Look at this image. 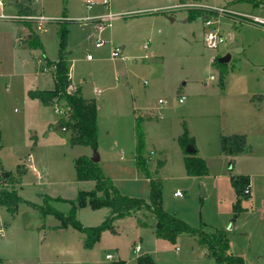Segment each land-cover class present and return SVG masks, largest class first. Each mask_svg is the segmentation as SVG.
Returning a JSON list of instances; mask_svg holds the SVG:
<instances>
[{
    "label": "rangeland",
    "instance_id": "1",
    "mask_svg": "<svg viewBox=\"0 0 264 264\" xmlns=\"http://www.w3.org/2000/svg\"><path fill=\"white\" fill-rule=\"evenodd\" d=\"M15 1L0 0V169L18 179L16 188L23 200L15 212L0 205V227L4 228L0 264H137V257L146 251L154 264H217L215 258L203 255L198 236L183 233L175 241L158 237L157 216L150 209L116 218L93 246L86 245L85 231L71 223L64 226L63 218L47 211L51 206L68 216L76 205L77 220L88 227L107 218L108 206L94 208L79 201L80 192L92 190L96 182L78 179L76 159L93 157L95 150L102 171L121 193L149 200L150 180L135 169L139 115L144 118L141 125L150 143L144 153L151 177L159 184L161 206L194 227L226 230L234 252L244 257L245 264H264V25L251 17L241 16V21L223 17L226 42L212 48L204 40L203 12L180 5L181 0H110L111 11L129 13L101 32L88 16L108 10L103 0H91L95 3L91 9L88 0H20L32 5L34 13L57 19L46 23L47 30L18 19ZM185 1L264 17V0ZM63 31L66 58L82 80L85 97L97 104L96 149L72 144V131L62 129L60 117L68 118L64 98L52 104L63 113L50 109L48 125L36 118L29 121L25 115V87L34 83L35 73L48 80L43 86L53 87L54 69L43 57L59 59ZM20 37L38 49L41 64L37 58L31 59L33 66L24 59L18 63L14 45ZM98 38L103 41L99 47ZM38 42L46 45L42 48ZM115 47H121L125 59L112 57ZM228 54L229 61L215 62ZM225 69L221 82L220 72ZM181 95L186 96L183 102ZM185 123L191 136L221 156L213 163L211 177L194 178L184 166L182 154L192 153L185 152L179 142ZM234 133H247L252 144L247 155L228 157L222 151L221 137ZM159 147L169 160L164 170L157 167ZM152 148L157 152L151 154ZM29 163L36 164L41 177L36 176V168L29 169ZM19 164L27 167L22 175L17 174ZM239 174L252 176L253 193L251 199L243 198L245 209L233 219L237 193L231 176ZM0 187L11 189V184L2 178ZM179 189L183 195H176ZM138 244L140 254L135 252ZM108 253L117 257L108 259Z\"/></svg>",
    "mask_w": 264,
    "mask_h": 264
},
{
    "label": "trees",
    "instance_id": "2",
    "mask_svg": "<svg viewBox=\"0 0 264 264\" xmlns=\"http://www.w3.org/2000/svg\"><path fill=\"white\" fill-rule=\"evenodd\" d=\"M185 2L187 1L181 0V3ZM15 5L18 9L17 15H28L32 13V7L24 4L20 0H17ZM194 10L199 13L203 12L201 9ZM23 21L28 22L26 20ZM62 38L59 59L55 62L53 72L56 80L55 87L49 90H32L29 94L33 98L41 99L45 104H56L60 99L64 98L66 100V104L68 105V118L65 119L60 117L59 121L62 129L66 128L72 131V135L70 137L72 144H88L96 149L98 146L99 130L97 120V104L94 99L85 98L80 92L69 90L71 76L68 59L66 58L65 31L62 32ZM39 44L42 48H44L43 44ZM215 62L219 64L222 63L220 59H216ZM226 73V69L221 70V82H223ZM143 120L144 118L141 115L137 116L136 164L138 169L143 171L147 177L150 178L149 200L121 193L112 181L106 177L99 166V163L94 161L92 156L83 155L76 159L78 179L94 180L96 185L90 191L80 192V205H85L89 202L94 208L108 206L110 208V213L107 218L98 226L88 227L83 226L77 220L76 205L73 206L71 213L68 216L61 214V212H58L51 206H48L47 211L55 213L63 218L64 226H68L71 223L75 227L85 231L87 233L86 245L93 246V244L101 238L102 233L113 226V221L116 218L130 215L141 209H150L154 211L157 216L156 234L158 237L175 241L183 233L198 236L199 244L206 250L207 256L215 258L217 264H245L244 257L233 252L226 230L208 232L203 228L194 227L186 220L166 211L161 206L159 184L151 177L148 158L144 153L146 150V135L141 125ZM179 142L185 152L187 151V146L195 148V151L191 154L186 153L185 165L187 172L192 176H203L208 174L209 168L207 162L204 158L196 155L197 146L195 138L190 135L186 123L184 124V132L179 136ZM221 145L223 151L229 156L244 154L249 150L246 134L241 133L223 135L221 137ZM233 162L234 159L231 158V168L233 166ZM163 164L164 161L159 160L157 162V167L160 168ZM26 171L27 167L24 164H19L17 174L22 175ZM2 178L8 180L11 184V189L7 187H0V205L6 206L10 211L15 212L17 204L23 200L16 188L18 179L15 178L10 171L0 169V182ZM231 183L237 193L233 216V219H237L240 213L245 209L242 206L243 198H249L251 196V192H245L246 188L251 185V177L250 175L243 174L232 175ZM154 262L155 260L153 256L149 253H143L137 257V264H154Z\"/></svg>",
    "mask_w": 264,
    "mask_h": 264
},
{
    "label": "crops",
    "instance_id": "3",
    "mask_svg": "<svg viewBox=\"0 0 264 264\" xmlns=\"http://www.w3.org/2000/svg\"><path fill=\"white\" fill-rule=\"evenodd\" d=\"M16 2V1H15ZM11 3H12V1H11ZM31 7H32V13H34V12H36V11H34V8H33V6L31 5ZM40 14V13H39ZM44 14V13H43ZM93 16H95V15H93ZM29 37L31 38V37H33V34H30L29 35ZM18 38V37H17ZM21 38L22 37H20V39H19V41H18V44H16V45H14V48H16V55L18 56V58L20 59V61L18 62V63H20L21 62V59H24V60H22V61H25L26 63V65L27 64H30V65H32V61H31V59H33V60H35V58H37V62L39 63V64H41L43 61L41 60V53H39V52H36L38 49H36V48H33V47H29V46H27L26 44H28V43H24L22 40H21ZM25 38H23V40H24ZM43 45L45 46L46 44H45V42H43ZM126 45L125 44H123L122 45V47H125ZM27 48H30V49H27ZM15 51V50H14ZM46 53V52H45ZM46 56V57H45ZM43 57V56H42ZM126 58V57H125ZM124 58V59H125ZM43 59L45 60V64H48L49 65V67L50 68H52V69H54V67H55V62L58 60H55V61H53L50 57H49V55H47V54H45L44 55V57H43ZM68 65H69V71H70V76H71V83L73 84V85H75V87H76V91H78V92H80L81 93V95L83 96V97H85L86 96V89L84 88V86H81V82H82V80L80 81V79L78 80V78H77V75L75 74V72H74V68H73V66L72 65H70V63H69V60H68ZM33 66V65H32ZM42 74V73H41ZM53 74V73H52ZM33 76V75H32ZM54 76V75H53ZM35 78H34V83L33 84H30V85H28L27 87H25V102H26V117L27 118H29V121H31V120H34V118H36L37 119V122L38 123H41V124H45V125H48V123H50L49 122V120L50 119H52V114H50V109H53V106H52V104H45L41 99H39V98H33V97H31V96H29L30 94H29V92L30 91H32V90H49V89H53L54 87H55V84H56V80H55V78H54V83H53V87H45V86H43L42 85V82H48V80L47 79H45V78H43L42 80H41V78H39V76H38V74L37 73H35V76H34ZM32 86V87H31ZM34 86H35V89H32V88H34ZM96 92H98V93H100L101 92V90L100 89H96L95 90ZM88 96V95H87ZM86 98V97H85ZM160 99V98H159ZM262 99V102H264V98H261ZM148 108H145L144 110H147ZM53 111H55L54 109H53ZM56 112V111H55ZM147 115H149V114H146V116ZM51 129V128H50ZM1 133V132H0ZM242 134V133H241ZM244 134H246V136H247V144L248 145H250V148H251V146H252V144L250 143V140H249V137H248V135H247V133H244ZM195 136V137H194ZM193 137L195 138V140H196V145H197V153H196V155H198V156H200V157H202V158H204L205 160H206V162H207V165H208V168H209V173L207 174V175H205L204 177H211V175H212V173H213V166H214V161H215V159L216 158H218V157H221L220 156V154H219V152L218 151H214V152H211L210 150H209V146L210 145H208V143H206V142H202L196 135H194ZM220 144H221V142H220ZM149 145H150V143H149V139H148V137H146V149H148V147H149ZM218 146H219V144H217L216 142H215V144H214V148H218ZM33 147H35V145L33 146ZM157 150H158V153H160V155H159V158H158V161L159 160H163L164 161V164L159 168L160 170H164V169H166L168 166H169V160H168V157L166 156H164V154L165 153H162V151H163V149H160V147L159 148H157ZM252 150V149H251ZM151 151H154V152H157L156 150H154L153 148L152 149H150V152ZM223 151V150H222ZM250 152V151H249ZM248 152V153H249ZM150 154V153H149ZM241 155V154H240ZM245 155H247L246 153H244V154H242V156H245ZM29 156H32V158H33V155H32V153H30L29 154ZM185 156L186 155H183L182 154V160L184 161V166L186 167V165H185ZM228 157H230L229 155H227ZM134 162H135V160H134ZM32 165V166H31ZM34 166V167H33ZM149 166H150V163H149ZM123 169L126 167V165L124 164L123 166ZM33 168L35 169L36 168V176L37 177H41L42 176V173H40V171H39V169L37 168V166H36V164H30L29 163V169L32 171L33 170ZM135 169H138V167H137V164L135 163ZM215 175V174H214ZM251 176V175H250ZM194 178L196 177V176H193ZM149 180H150V178H148ZM252 193H253V191H252V176H251V196L249 197V199H251V197H252ZM237 196V195H236ZM104 232H106V231H104ZM141 246V245H140ZM231 246H232V250H233V242H232V240H231ZM142 251V246H141V250L139 251V252H141ZM136 253H139V252H137V251H135ZM202 252H203V255L204 256H207V254H206V250L204 249V248H202ZM233 252H234V250H233ZM146 253H149V254H151L150 252H148V251H146ZM235 253V252H234ZM140 254V253H139ZM155 260V259H154ZM123 263H124V261H122ZM122 263V264H123ZM196 264H199V263H196Z\"/></svg>",
    "mask_w": 264,
    "mask_h": 264
},
{
    "label": "built area",
    "instance_id": "4",
    "mask_svg": "<svg viewBox=\"0 0 264 264\" xmlns=\"http://www.w3.org/2000/svg\"><path fill=\"white\" fill-rule=\"evenodd\" d=\"M103 5L106 6L108 9L107 11L97 14L95 16H88L89 19L95 20L98 23V30L101 32L107 27H110L113 25V21L116 18H120L122 15H126L129 12H113L110 10V0H103L102 2ZM95 3L91 0L87 1V6L89 9H91ZM182 6H186L187 8L190 9H201L203 10V15L205 18V25L207 27L204 40L206 41L207 45L212 48H219L223 43L226 42V36L224 35L221 27V22L223 17H229L233 20L241 21L242 18L241 16L244 17H251L254 19L259 24L264 25V17L257 16V15H252V14H247V13H242L239 10H236L234 8L230 7H224V6H218V5H211L203 2H198V1H193V2H185V3H180ZM18 19L21 20H26L29 22H35L38 24V29H43L47 30L46 28V23L51 21V20H57L53 18H49L43 13H31L28 15H16ZM250 19V18H249ZM99 40L96 42V46L99 47L102 45V39L98 38ZM122 49L121 47H115L112 48L111 55L114 58H122L124 59L125 56L121 54ZM88 59H92L93 56L91 54H87ZM55 68V67H54ZM46 69V68H45ZM212 78L214 77L213 75L211 76ZM70 91H76L75 85L72 83L69 86ZM185 95H181L179 98L180 102H183L185 99ZM159 102L163 103L164 100L162 98L159 99ZM56 111L59 112V114L63 113V110L57 106ZM65 129V128H64ZM154 151L151 152L153 154ZM245 192L250 193L251 192V185L248 186L245 190ZM176 195H183L182 190H177ZM4 234V228L0 227V235ZM141 250L140 244H138L135 247V251L139 252ZM108 259H115L117 257V253H108L106 255Z\"/></svg>",
    "mask_w": 264,
    "mask_h": 264
},
{
    "label": "water",
    "instance_id": "5",
    "mask_svg": "<svg viewBox=\"0 0 264 264\" xmlns=\"http://www.w3.org/2000/svg\"><path fill=\"white\" fill-rule=\"evenodd\" d=\"M230 58H231V56H230V54H228V55H226V56L220 58V61H221V62H227V61L230 60ZM187 151H188V152H194V151H195V148L189 146V147L187 148ZM92 158H93V160L96 161V162L99 161V155H98V153H97V150H95L94 156H93Z\"/></svg>",
    "mask_w": 264,
    "mask_h": 264
}]
</instances>
